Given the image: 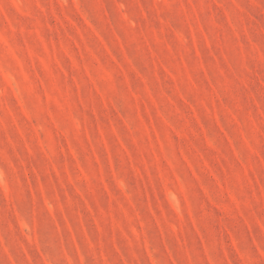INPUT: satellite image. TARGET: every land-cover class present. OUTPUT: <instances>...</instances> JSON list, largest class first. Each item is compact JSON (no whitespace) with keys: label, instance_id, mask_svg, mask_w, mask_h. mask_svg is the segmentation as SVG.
Returning a JSON list of instances; mask_svg holds the SVG:
<instances>
[{"label":"rangeland","instance_id":"rangeland-1","mask_svg":"<svg viewBox=\"0 0 264 264\" xmlns=\"http://www.w3.org/2000/svg\"><path fill=\"white\" fill-rule=\"evenodd\" d=\"M0 264H264V0H0Z\"/></svg>","mask_w":264,"mask_h":264},{"label":"clouds","instance_id":"clouds-1","mask_svg":"<svg viewBox=\"0 0 264 264\" xmlns=\"http://www.w3.org/2000/svg\"><path fill=\"white\" fill-rule=\"evenodd\" d=\"M161 7H163V5H161Z\"/></svg>","mask_w":264,"mask_h":264}]
</instances>
